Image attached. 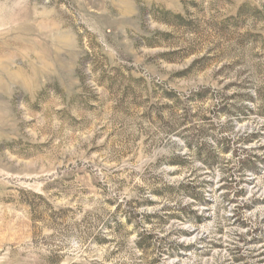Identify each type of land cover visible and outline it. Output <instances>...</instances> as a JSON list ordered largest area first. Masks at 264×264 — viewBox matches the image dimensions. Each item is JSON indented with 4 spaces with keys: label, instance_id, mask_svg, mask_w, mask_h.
Listing matches in <instances>:
<instances>
[{
    "label": "rangeland",
    "instance_id": "obj_1",
    "mask_svg": "<svg viewBox=\"0 0 264 264\" xmlns=\"http://www.w3.org/2000/svg\"><path fill=\"white\" fill-rule=\"evenodd\" d=\"M0 264H264V0H0Z\"/></svg>",
    "mask_w": 264,
    "mask_h": 264
}]
</instances>
